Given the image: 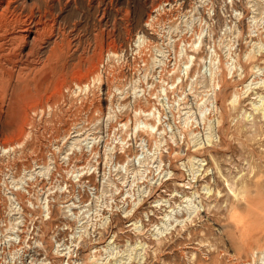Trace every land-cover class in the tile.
Listing matches in <instances>:
<instances>
[{
    "label": "rangeland",
    "instance_id": "obj_1",
    "mask_svg": "<svg viewBox=\"0 0 264 264\" xmlns=\"http://www.w3.org/2000/svg\"><path fill=\"white\" fill-rule=\"evenodd\" d=\"M54 15L82 69L13 143L21 122L0 109V264H264V231L236 226L264 228V0H62ZM221 71L238 106L225 126Z\"/></svg>",
    "mask_w": 264,
    "mask_h": 264
},
{
    "label": "bare ground",
    "instance_id": "obj_2",
    "mask_svg": "<svg viewBox=\"0 0 264 264\" xmlns=\"http://www.w3.org/2000/svg\"><path fill=\"white\" fill-rule=\"evenodd\" d=\"M61 1L0 0V109L6 106L3 116L21 122L20 126L8 125L11 132L18 127L19 134L10 136L7 143L17 141L26 133L29 111L56 102L63 89H69L77 81L82 69L80 62L75 63L77 50L71 47L70 34L61 25L60 17L54 15L55 6ZM108 37L109 33L103 34L101 54L108 49ZM94 70L95 67L90 72ZM216 81L219 91L214 104L221 110L219 122L225 126L224 105L230 101L237 109V97H230L225 72L221 71ZM2 148L8 150L6 146ZM174 212L165 213L162 224L170 221ZM254 218L250 213L242 214L237 228L248 234L255 226L263 232L262 223L255 222Z\"/></svg>",
    "mask_w": 264,
    "mask_h": 264
}]
</instances>
